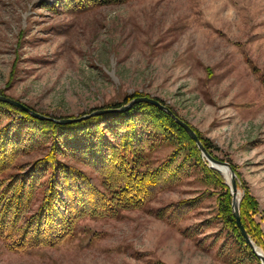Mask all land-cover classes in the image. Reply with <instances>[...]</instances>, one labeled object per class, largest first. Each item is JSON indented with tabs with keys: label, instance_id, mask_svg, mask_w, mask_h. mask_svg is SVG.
<instances>
[{
	"label": "rangeland",
	"instance_id": "rangeland-1",
	"mask_svg": "<svg viewBox=\"0 0 264 264\" xmlns=\"http://www.w3.org/2000/svg\"><path fill=\"white\" fill-rule=\"evenodd\" d=\"M58 5L0 0V93L54 120L105 111L135 94L163 101L209 140L217 160L237 166L238 197L243 181L259 204L263 246L254 244L264 254V0ZM44 145L17 163L41 158ZM173 150L162 144L153 166ZM66 162L100 184L94 170ZM185 172L141 209L80 220L54 247L17 251L0 240V264H261L218 219L219 198L200 166ZM188 201L194 205L172 221L158 217Z\"/></svg>",
	"mask_w": 264,
	"mask_h": 264
},
{
	"label": "trees",
	"instance_id": "trees-1",
	"mask_svg": "<svg viewBox=\"0 0 264 264\" xmlns=\"http://www.w3.org/2000/svg\"><path fill=\"white\" fill-rule=\"evenodd\" d=\"M128 1L58 0V6L85 10ZM140 97L144 96H129L124 103L105 109L127 106ZM195 132L207 152L218 159L209 140ZM48 142L49 145L43 144ZM162 144L173 146L174 150L165 161L153 166L152 155ZM41 145L48 148L44 156L32 163H17ZM66 160L94 170L101 176L100 184ZM192 166H200L207 183L216 191L218 219L249 260L257 261L237 226L230 187L203 162L196 142L164 110L137 103L124 112L60 124L40 120L0 101V240L17 251L54 247L71 236L84 218L113 219L121 211L143 208L159 189L180 180L185 169ZM231 167L240 177L237 166L231 163ZM241 182L244 189L241 221L251 240L262 247L263 233L255 221L259 204L248 185ZM193 205V201L179 202L161 209L158 217L172 221V215L177 218L183 209Z\"/></svg>",
	"mask_w": 264,
	"mask_h": 264
},
{
	"label": "water",
	"instance_id": "water-1",
	"mask_svg": "<svg viewBox=\"0 0 264 264\" xmlns=\"http://www.w3.org/2000/svg\"><path fill=\"white\" fill-rule=\"evenodd\" d=\"M0 101L5 102L7 104H10L12 106H15L17 108H20L26 112H30L31 115L35 118H38L40 120H50V121H55L57 123L60 124H71V123H75V122H79L81 120H85L88 119L91 116L94 115H101L104 113H111V112H124L126 110H128L129 108H131L133 105L137 104V103H148L151 105H154L158 108H160L161 110H164L165 112H167L169 115H171L175 121L181 125L190 135V137L196 142V144L198 145L199 149L201 150V152L203 153V155L207 158L209 164H210V168L218 171L220 173V171L216 168V166H227L230 168L231 172H232V186H230L231 189V194L233 196V202H232V206H233V215L236 219V223L238 228L241 231L242 236L244 237L245 241L247 242V244L250 246V248L252 249L253 252H255V254L257 255V257L260 259L261 264H264V254H262L261 252L257 251V247L255 246L254 242L251 240L249 234L247 233L242 221H241V215H240V204H241V199L239 200V204L238 206H236V197H237V193H238V187H237V181H236V174L233 170V168L231 167V165L227 162H223L220 160L215 159L213 156H211L207 150L203 147V145L201 144L197 134L194 132V130L188 126L186 123H184L183 121H181L179 118H177L167 107H165L163 104H161L158 100L152 99V98H148V97H141V98H136L134 99L129 105L122 107V108H118V109H110V110H105V111H98L95 112L93 114L90 115H86V116H82L80 118H75V119H64V120H54L53 118L50 117H46L44 115L35 113L33 111H31L29 108H27L25 105H23L22 103L15 101L11 98L5 97V96H0Z\"/></svg>",
	"mask_w": 264,
	"mask_h": 264
},
{
	"label": "bare ground",
	"instance_id": "bare-ground-1",
	"mask_svg": "<svg viewBox=\"0 0 264 264\" xmlns=\"http://www.w3.org/2000/svg\"><path fill=\"white\" fill-rule=\"evenodd\" d=\"M216 168L220 171V173L225 177V179L227 180V183L232 186V172L230 170L229 167L227 166H216ZM239 200L240 198L238 197V193H237V197H236V206H238L239 204ZM262 253V252H261ZM263 254V253H262Z\"/></svg>",
	"mask_w": 264,
	"mask_h": 264
}]
</instances>
